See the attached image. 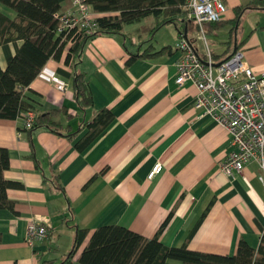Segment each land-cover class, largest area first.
Here are the masks:
<instances>
[{
    "label": "crops",
    "instance_id": "crops-1",
    "mask_svg": "<svg viewBox=\"0 0 264 264\" xmlns=\"http://www.w3.org/2000/svg\"><path fill=\"white\" fill-rule=\"evenodd\" d=\"M225 1L226 21L209 25L205 33L227 44L233 35L228 19L234 17L235 6L249 0ZM72 5L71 0L62 9ZM145 18L126 24L125 35L98 34L83 46L76 68L85 72L93 95L86 110L74 97L75 67L66 62L69 44L60 58L48 59L25 89L37 111H57L56 118L70 125L73 135L45 126L24 129L22 115L0 117V144L10 153L5 174L22 183L8 188L15 209L0 208V264L61 261L73 246L76 224L90 231L74 259L100 225L117 223L152 237L169 216L160 234L167 245L188 239L192 249L221 254H234L240 239L259 246L264 232L263 170L256 159L235 176L222 170L233 149L231 135L203 107H196L198 88L192 80L176 81L182 56L176 46L178 28L170 24L155 35L143 34ZM243 20L249 28L238 37ZM187 24L188 34L204 51L195 23ZM162 29V40L155 38ZM233 37L220 51L209 45L214 60L242 49L253 69L264 71V9L245 12ZM151 43L172 50L130 61L131 51ZM0 66H6L1 46ZM62 81L68 84L65 90L57 86ZM102 109L111 111V121L81 150L77 142L89 130L84 122ZM69 113L75 115L70 118ZM158 161L163 168L150 177ZM31 219L46 223L49 230L33 243L27 240Z\"/></svg>",
    "mask_w": 264,
    "mask_h": 264
},
{
    "label": "trees",
    "instance_id": "trees-1",
    "mask_svg": "<svg viewBox=\"0 0 264 264\" xmlns=\"http://www.w3.org/2000/svg\"><path fill=\"white\" fill-rule=\"evenodd\" d=\"M64 1L66 0H0V46L6 58V66H0V117L16 118L24 111L34 109L35 124L29 130L45 126L66 135L74 133L71 132L70 125L64 126L56 118L57 111H37L25 90L48 59L60 58L68 44L66 62L75 67L74 97L79 106L86 110L93 104V95L85 72L78 70L76 65L88 39L98 34H122L126 24L153 16L150 34L155 35L162 26L174 24L179 30V38L183 33L195 43V38L188 34L187 29V23L194 22L190 9L185 6L187 0H84L96 13L97 28L89 33L84 27L76 25L63 38L66 31L60 32L59 27L61 14L67 13L62 11ZM258 8L264 9V0H249L234 7L235 15L228 19L233 21V35L239 18L245 12ZM224 21V17L217 21H206L205 32L209 25L218 27ZM195 26L199 30L197 23ZM233 35L227 43L234 40ZM171 50L170 45L156 49L151 43L142 50L131 51L130 61L137 56H157ZM211 53L215 58V52L211 50ZM111 114L109 109H102L92 119L84 122L89 130L77 142L81 150L86 148L92 138L105 130L111 121ZM74 115L69 113L68 116L72 118ZM9 167V150L0 144V208L14 210L15 201L9 197L8 188L21 186L22 183L6 177L5 172ZM56 180L59 181L58 178ZM169 217L152 237L117 223L100 225L95 228L74 259L90 231L88 227L76 224L73 246L64 254L62 260H44L42 264H264V232L257 248L245 239H240L234 254L207 252L190 248L188 239L178 246L162 242L160 234ZM1 239L0 232V241ZM173 260L179 262L175 263Z\"/></svg>",
    "mask_w": 264,
    "mask_h": 264
},
{
    "label": "built area",
    "instance_id": "built-area-1",
    "mask_svg": "<svg viewBox=\"0 0 264 264\" xmlns=\"http://www.w3.org/2000/svg\"><path fill=\"white\" fill-rule=\"evenodd\" d=\"M77 8L61 14L60 32L80 25L91 33L96 28L95 15L84 0H74ZM185 6L199 26L197 38L204 42L201 51L185 34H181L176 46L182 51L177 61L176 81L180 84L192 80L198 88L196 107H203L219 124L224 125L231 135L233 149L222 162V170L231 176L240 174L253 159L258 160L264 181V71L256 72L245 58L244 51L237 49L224 59L216 62L209 48L204 29L206 21L222 19L228 5L225 0H187ZM90 8V9H89ZM65 90L67 82L57 85ZM24 129H31L35 124L36 111L23 112ZM163 168L158 161L151 169L153 177ZM47 222V220H45ZM48 225L31 219L28 222L27 240L44 239L48 235Z\"/></svg>",
    "mask_w": 264,
    "mask_h": 264
},
{
    "label": "rangeland",
    "instance_id": "rangeland-1",
    "mask_svg": "<svg viewBox=\"0 0 264 264\" xmlns=\"http://www.w3.org/2000/svg\"><path fill=\"white\" fill-rule=\"evenodd\" d=\"M74 2L75 1H72L73 8L72 7L69 8L72 11L74 10V5H75ZM69 3L71 4V0H66V1H64L63 5H67ZM76 8H77V4H76ZM65 9H67V7H64V9H62V11H65V12L69 11V10H65ZM90 10H91L90 12H93L94 15L96 16V13L92 9H90ZM153 22L154 21H153V17L152 16H148V17L145 18V20L143 22V24H144L143 25L144 26L143 34H145V33L149 34L150 33L149 29L153 25ZM248 28H249V24L246 21L243 20V22L241 24V28L239 27L240 30L238 31V37L242 36L244 31L246 33L248 31ZM150 36H152V34H150ZM155 38H158V39L162 40V38H163V29L158 32L157 37L155 36ZM207 38H208V43H209V45L211 46V48L213 50L220 51L221 48H224V44L225 43L221 42L220 39H216L215 41H213V38H211L210 35H207ZM161 42L163 43V41H161ZM227 44H225V45H227ZM159 45L161 46V44H159Z\"/></svg>",
    "mask_w": 264,
    "mask_h": 264
}]
</instances>
